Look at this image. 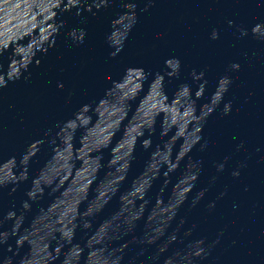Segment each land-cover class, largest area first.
Wrapping results in <instances>:
<instances>
[{"label":"water","instance_id":"water-1","mask_svg":"<svg viewBox=\"0 0 264 264\" xmlns=\"http://www.w3.org/2000/svg\"><path fill=\"white\" fill-rule=\"evenodd\" d=\"M73 2L0 0V74L27 68L0 88V264H264V39L251 32L264 33V0H111L92 12L93 0ZM128 2L137 20L125 39ZM193 70L205 74L201 98ZM224 76L232 83L189 152ZM200 240L207 255L190 257Z\"/></svg>","mask_w":264,"mask_h":264},{"label":"clouds","instance_id":"clouds-1","mask_svg":"<svg viewBox=\"0 0 264 264\" xmlns=\"http://www.w3.org/2000/svg\"><path fill=\"white\" fill-rule=\"evenodd\" d=\"M110 2L111 0H93V3L91 5H89L87 8H86V11L88 12H92V8L94 7L97 11H99L101 8H107L109 7L110 5ZM79 6H81V2L80 0H74V2L72 3V7H77L79 8ZM123 7L127 10H130V23L125 25V28H126V32H125V39L127 38L130 30L132 29V27L134 26V24L136 23V15H135V9H136V4L135 3H131V2H128V3H123ZM143 11H147V7L145 9H143ZM77 15H80V12L77 11L76 13ZM93 15H95V13H93ZM228 24L229 26H232L234 24L233 21L229 20L228 21ZM60 27H63V21H61V23L59 24L58 28H57V32L59 30ZM258 27L259 26H255V27H252L251 29V32H252V35L257 37V38H261V39H264V33H261L259 36L256 35L257 33V30H258ZM78 33V35H77ZM239 33H240V36L241 37H244V36H247L248 35V30L241 27L239 29ZM69 36L73 39V41L77 42V43H80L82 44L84 42V39H85V36H86V32L83 28H74L72 29L70 32H69ZM211 38L213 40L215 39H218L219 38V33L217 30H213L211 32ZM107 41H108V38L106 37ZM54 43V41H53ZM111 47L112 45L109 44ZM122 47H123V43L120 45V47L118 48H115V51H112L109 53V55L111 57H115L117 56V54L122 50ZM43 51H47V49H43ZM3 51L0 50V56L3 55ZM35 55V54H34ZM11 59V58H10ZM32 62V61H31ZM37 64H39V61L36 62ZM166 65H170L171 66V71L169 72V75H175V76H178L179 75V71H180V67H181V64H180V60L178 58H170L168 59L166 62H165ZM230 68L232 70H239L240 68V65L238 63H232L230 65ZM22 70H27V68H24ZM21 70V71H22ZM21 71L15 76V77H10L7 73V78H5V75L3 74H0V88H4L7 86V83L8 81H13V80H17L20 78L21 76ZM126 71H132L131 69H127ZM142 72H145V70L143 68H139L138 70V74L139 73H142ZM148 74V73H147ZM204 71H200V72H197L195 70H193L191 72V77H192V80L193 81H203V83H200L199 86H198V90L195 92V96L196 98H201L202 95L204 94V91H205V85L207 84V81L204 80ZM25 79H27V77H25ZM232 83L231 79L227 76H224V77H221L219 79V82H218V87H217V90L216 92L212 95V98H211V103L209 106H207V109L206 111L202 112L201 113V123L199 124L198 126V129L197 131L199 132V135H195L194 138L191 140L190 144H189V148H188V151L190 152V150L196 145L198 144L202 137L200 135L201 131H202V124L203 122L207 119V117H209L216 109V107L220 104L222 98H223V95L224 93H226L228 91V88L230 86V84ZM58 87H63L62 84H59ZM180 88H181V92L184 96L186 97H190L191 95V87L189 84L187 83H183L180 85ZM91 106L88 105V104H85L81 107V109L75 114V117L81 112V111H86L90 108ZM231 108H232V105H231V102L229 103H226L222 109V112L224 115H228L230 112H231ZM74 119V118H73ZM72 120V119H70ZM70 120L66 121L64 123L67 124ZM155 132V129L154 128H151V131H150V135H149V138L148 139H145L141 142V145L142 147H144L145 149L149 148L151 146V134H153ZM161 135H166L167 134V129H162ZM38 142L40 143H43L42 140H39ZM206 147V142L204 145L201 146V149L203 150V148ZM240 147H243V145H239L238 146V150ZM102 158V157H101ZM101 158H98V159H101ZM164 160L168 163V166H169V170L173 169L176 167V164H173L169 158L168 155H165L164 156ZM225 160H227V158H225ZM125 165L127 167H130L131 166V161L130 160H126L125 162ZM200 161H197V162H194L193 164H191L190 166L193 167L195 169L194 173L192 174L191 176V180L193 181L191 184L188 185V188H187V191H192L194 185H195V182L197 181L198 177H199V168H200ZM224 169V164L223 163H220L217 165V170L218 171H223ZM165 175H167V172H165ZM232 175L234 177H238L240 175L239 171H234L232 173ZM149 183V187H150V181L148 182ZM12 192H15L16 189L13 188L11 190ZM204 191H200L196 197L192 200V205L194 206L195 204H197L199 202L200 199H202L204 197ZM26 195L32 199L34 198V193L33 192H28L26 193ZM186 199V197H185ZM21 206L25 209H30L31 205L29 204L28 200H24L21 202ZM209 209H212L215 207V204L212 203V204H209L208 205ZM16 213L15 211H9L7 212V214L5 215V219H12L13 217H15ZM176 213L173 212V216H175ZM181 225L184 223L183 220L180 221ZM90 226L89 222L87 220H85L84 224H83V227L84 228H88ZM193 227H195V225H193ZM0 235H3L4 236V239L2 241H0V243L2 244H7L8 243V234L7 233H3V234H0ZM177 238L176 235H172L169 237V239L171 241H175ZM146 241L144 240H141L140 243L141 244H144ZM152 241L151 240H148L147 243H151ZM200 243V247L197 248L196 250H194L192 253H190V257H195V258H199V257H203V256H206L207 255V251L205 250L204 247H202V245L204 244V241L203 240H200L199 241ZM8 249L10 250L11 249V245L8 246ZM143 252V249L141 250V254ZM119 259V258H118ZM189 264H191V260L189 262Z\"/></svg>","mask_w":264,"mask_h":264}]
</instances>
